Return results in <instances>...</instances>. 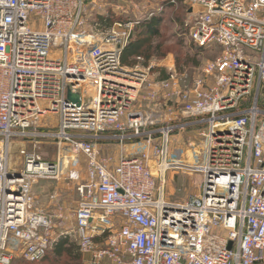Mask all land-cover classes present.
<instances>
[{"label": "built area", "instance_id": "obj_1", "mask_svg": "<svg viewBox=\"0 0 264 264\" xmlns=\"http://www.w3.org/2000/svg\"><path fill=\"white\" fill-rule=\"evenodd\" d=\"M88 4L0 0V264L46 256L56 223L32 187L81 157L69 234L89 264H264V0H190L191 40L220 48L192 79L124 65L138 22L90 25ZM52 116L56 132L32 130ZM176 132L191 136L172 159ZM47 138L56 161L24 145ZM104 143L135 152L116 160ZM175 170L202 176L185 202L165 196Z\"/></svg>", "mask_w": 264, "mask_h": 264}, {"label": "rangeland", "instance_id": "obj_2", "mask_svg": "<svg viewBox=\"0 0 264 264\" xmlns=\"http://www.w3.org/2000/svg\"><path fill=\"white\" fill-rule=\"evenodd\" d=\"M163 1L164 0H99L98 5L102 7L95 12V15L100 18L101 15L106 16L107 11H116L119 13L117 17H114L115 19L107 18L105 21H103L104 25H111V23H114V21H117L119 19L133 20L138 23H141L145 18H148L151 13L154 14L155 12L163 11V8L161 6ZM165 10L168 14L167 16H171L172 14L175 16L180 12L182 13L184 9L178 8L175 11L171 9ZM185 13L186 25L190 28V0H187ZM102 20L104 19L94 20V18H92V20H90V25L94 24L95 21ZM174 28L175 25L172 24L171 21L169 22L168 18H166L162 27L163 38L155 39L154 45L157 46L158 44L163 43V49L165 48L166 53H168L164 55L163 58L156 60L165 62L167 64L171 63L177 68V70H179L180 73L184 74L185 72H182V70L180 69L178 64L179 60H177L178 58L176 56L178 48H174V51L171 50V48H173V46L176 44L174 43L175 40L173 39V37H171L174 33ZM188 46V38H186V43L184 44V46L181 47L182 52L185 53L186 51H188ZM209 51L210 55L215 53L212 52V49ZM215 57H208L207 55L206 58H202V63L199 67L192 68L190 71L192 72V74H194L195 77L198 76L202 68L208 62L215 59ZM138 63H140V65H145L142 61ZM55 119L56 118L54 116L48 117L47 120L45 119L46 121L44 120L43 122L38 123V125H36L37 127L35 126L32 130L56 132L57 123L54 121ZM39 126H47V128L41 130ZM188 136H191L188 132H176L171 135L170 157L172 159L176 158L177 150H181L184 152L187 147ZM24 145L25 147H27L29 152H34L47 161H56L58 159L59 148L57 146V142L51 138L39 139L37 145L32 143H25ZM102 145H104L102 146L103 156L112 155L114 157L117 156V158L119 159L122 154L124 156H132V154L135 152V148L131 143L127 144L124 147H121L119 144L116 143H104ZM14 158V165L16 164L18 169H20L23 165V159L19 157ZM85 165L86 161L83 157H81L78 166L70 167V169H68L67 172L62 175L58 180H39L32 187V194L34 197V209L47 214H52L54 217V221L56 223V228L54 230L53 237L54 240H58L60 236L65 234L68 235L72 241L78 244L76 237H74L73 235L70 236L69 232L72 231L75 225L74 211L78 203L77 187L78 184H80L84 178ZM202 183V176H200L199 174L187 173L181 170L169 171L166 175L165 184L166 199L171 202H185L186 200L190 199L191 197L197 195L200 192V187ZM82 254L83 257L86 256V254H84L83 252ZM83 263L87 264L85 257L83 259Z\"/></svg>", "mask_w": 264, "mask_h": 264}, {"label": "trees", "instance_id": "obj_3", "mask_svg": "<svg viewBox=\"0 0 264 264\" xmlns=\"http://www.w3.org/2000/svg\"><path fill=\"white\" fill-rule=\"evenodd\" d=\"M186 3L187 0H164L161 5L163 11L155 12L154 14L151 13L148 18L138 23L133 37L123 51V64L131 67L138 63V58H141L142 62L147 65L152 59H161L168 53H166L165 48L163 49V43L157 46L154 45L155 39L163 38L162 27L166 18L175 25L174 33L171 37H173L175 40L174 43L176 44H173L174 46L171 50L174 51V48H178L176 56L178 58L177 60H179V67L182 72L187 73L190 79L195 77L190 70L199 67L202 63V58H206L207 55L208 57H217L220 54V48H212V52L215 53L210 55L209 50L211 49L198 46L191 40L190 28L186 25L185 21ZM178 8L184 9L183 12L175 16L173 14L167 16L168 14L165 9L175 11ZM119 20L126 21V19ZM186 38H188L189 46L188 51L184 53L181 47L186 43ZM166 76V72H163L162 77ZM83 259L84 257L78 244L72 241L68 235L63 234L58 240L54 241L43 259L38 262L19 260L18 264H84Z\"/></svg>", "mask_w": 264, "mask_h": 264}, {"label": "crops", "instance_id": "obj_4", "mask_svg": "<svg viewBox=\"0 0 264 264\" xmlns=\"http://www.w3.org/2000/svg\"><path fill=\"white\" fill-rule=\"evenodd\" d=\"M91 0H88V2H89V4H88V6H87V16H89L90 17V20H92V18H94V20H96V19H98V20H101V19H104V20H102V23H103V21H105L107 18H114V17H117L118 16V12H116V11H112V12H108L107 10H105V11H107L106 12V16H103V15H101V14H98V15H101V17L99 18L98 16H96L95 15V12L99 9V8H101L102 6H99L98 5V1L99 0H93V2H90ZM103 17H105V18H103ZM115 19V18H114ZM118 21V20H117ZM96 22V21H95ZM94 22V23H95ZM101 22V21H100ZM115 22V21H114ZM112 24L113 23H111V25H106V26H108V27H111L112 26ZM115 158H116V160H119L118 158H117V156H115ZM120 158V157H119ZM50 215H52V214H50ZM53 216V215H52ZM100 242H102L103 240L102 239H100L99 240ZM85 257V260H86V263L87 264H89V262H90V256L89 255H86V256H84Z\"/></svg>", "mask_w": 264, "mask_h": 264}, {"label": "water", "instance_id": "obj_5", "mask_svg": "<svg viewBox=\"0 0 264 264\" xmlns=\"http://www.w3.org/2000/svg\"><path fill=\"white\" fill-rule=\"evenodd\" d=\"M69 98H75L76 99V97L74 96V95H72L71 93L69 94Z\"/></svg>", "mask_w": 264, "mask_h": 264}]
</instances>
